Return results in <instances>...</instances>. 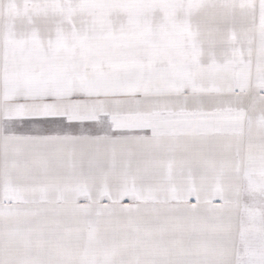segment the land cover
I'll list each match as a JSON object with an SVG mask.
<instances>
[{
  "label": "snow or ice",
  "instance_id": "6c2138e0",
  "mask_svg": "<svg viewBox=\"0 0 264 264\" xmlns=\"http://www.w3.org/2000/svg\"><path fill=\"white\" fill-rule=\"evenodd\" d=\"M0 264H264V0H0Z\"/></svg>",
  "mask_w": 264,
  "mask_h": 264
}]
</instances>
